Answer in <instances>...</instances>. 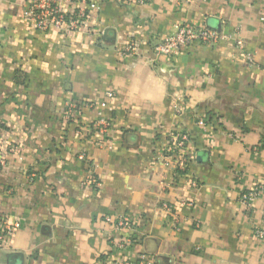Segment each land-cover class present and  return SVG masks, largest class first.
<instances>
[{"label":"crops","instance_id":"1","mask_svg":"<svg viewBox=\"0 0 264 264\" xmlns=\"http://www.w3.org/2000/svg\"><path fill=\"white\" fill-rule=\"evenodd\" d=\"M57 3L69 17L84 10L85 25L40 32L27 0H0V264H264V0ZM183 23L230 39L156 54ZM102 102L108 143L75 138ZM68 103L79 109L64 125ZM171 133L187 136L181 168L160 158ZM118 214L129 232L104 221ZM125 237L133 244L116 249Z\"/></svg>","mask_w":264,"mask_h":264},{"label":"built area","instance_id":"2","mask_svg":"<svg viewBox=\"0 0 264 264\" xmlns=\"http://www.w3.org/2000/svg\"><path fill=\"white\" fill-rule=\"evenodd\" d=\"M147 0H140V2H146ZM207 1V0H203ZM24 18L33 24L36 30L40 32L48 31L49 29H56L59 31H70L77 27H82L86 23V13L80 9L72 17H69L64 11L58 7L57 0H27V4L23 9ZM260 22L264 24V8L263 13L260 16ZM230 39V37L224 36L221 33L210 29L206 26H196L191 23H183L179 25L174 32H171L159 41L155 46L154 52L158 55L172 56L180 51L187 50L192 46L206 45L213 46L219 41ZM235 45L240 55H244L246 61L252 62L251 55L245 52L244 43L242 40H235ZM129 52L135 50L133 44L127 48ZM112 93L107 94V98H111ZM93 105H87L92 107ZM99 111L93 122L86 128L78 126L74 130V136L77 139H94L100 146L108 143V132L111 127V120L104 115V111L108 109V104L102 102L99 104ZM79 109L77 103L66 104L65 111L62 116V123L68 125L75 122V115ZM178 112V109H175ZM199 124L203 125L200 121ZM86 129V130H85ZM187 136L179 135L177 133H171L165 143L164 148L161 151V161L165 167L174 165L177 168L183 167L188 158L186 157ZM2 162L0 161V164ZM95 167L89 166V173L87 178L88 185H97L95 176ZM33 176L30 179L33 180ZM196 186V183H194ZM259 187H256L251 192H248L243 196L244 202L250 205L258 196ZM161 210L167 217L173 218L177 216L176 210L173 204L161 203ZM104 221L111 225L113 229L119 232H129L132 229V219L127 214L107 215L104 217ZM196 227H199L197 222ZM10 229L7 227L3 219L0 220V247L4 244L6 234ZM254 236L259 242H264V230L256 229ZM133 244L131 237L121 238L114 242L116 249L121 250ZM100 264H155L154 259L145 254L138 255L134 260L124 261H100Z\"/></svg>","mask_w":264,"mask_h":264},{"label":"trees","instance_id":"3","mask_svg":"<svg viewBox=\"0 0 264 264\" xmlns=\"http://www.w3.org/2000/svg\"><path fill=\"white\" fill-rule=\"evenodd\" d=\"M105 259V258H104ZM102 257H101V259H100V261H102V260H104Z\"/></svg>","mask_w":264,"mask_h":264}]
</instances>
